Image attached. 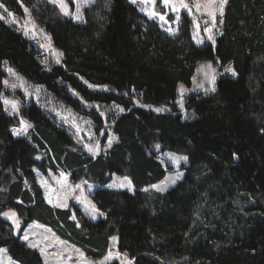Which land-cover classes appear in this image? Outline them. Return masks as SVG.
<instances>
[{"label":"trees","instance_id":"16d2710c","mask_svg":"<svg viewBox=\"0 0 264 264\" xmlns=\"http://www.w3.org/2000/svg\"><path fill=\"white\" fill-rule=\"evenodd\" d=\"M0 2L19 16L21 3L29 7L63 53L61 64L45 66L35 46L0 19V82L8 63L76 111L84 108L69 88L86 102L124 109L110 120L117 141L93 156L35 103L20 110L32 128L15 137L18 119L0 100V214L13 208L24 226H49L93 259L105 255L116 235L133 264H264V0H227L216 43L203 46L194 43L186 13L172 36L130 0H91L82 22L46 0ZM201 61L219 70L229 65L236 75H220L214 92L187 95L184 118L175 106L179 87H191ZM83 80L108 90H92ZM86 114L99 133L102 117ZM167 150L187 155L188 163L183 178L159 192L152 186L167 171L158 154ZM36 166L63 170L73 182L106 184L126 175L135 191L97 188L92 199L105 217L93 221L74 205L49 204ZM2 247L22 264H43L0 215Z\"/></svg>","mask_w":264,"mask_h":264},{"label":"rangeland","instance_id":"374dc122","mask_svg":"<svg viewBox=\"0 0 264 264\" xmlns=\"http://www.w3.org/2000/svg\"><path fill=\"white\" fill-rule=\"evenodd\" d=\"M46 1L55 4L61 11L59 3H53L52 0ZM130 1L132 2V0ZM200 2L203 3V0H200ZM63 3L67 6L68 14L66 16L71 17L76 22H82L84 20V9L91 3V0H63ZM185 3L189 5L191 11L188 9H179L178 11H173L171 5L165 6L163 4V0H155L154 5L152 3L145 4L143 3V0H136L134 4L138 6L140 12L143 15L157 22L159 27L167 34H169L168 29L171 28L173 31V34H171L172 36L178 33L179 25L182 22L183 13H186V15L192 21L193 29L191 30V34L194 43L198 46H203L206 42L213 43L212 40L209 39L210 35L213 37L216 43V36L220 32L221 16L219 12L217 11L215 23L213 24L212 18L209 17L205 11L196 10V0H185ZM219 3L220 0H215L213 7L218 8ZM0 4L2 3L0 2ZM21 4L24 10V14L22 16L16 15L14 12L9 11L5 6L4 8H0V16L4 17L2 20L13 27H16L35 46L39 52L41 61L45 66L61 64L63 61V53L53 46L50 35L36 23L31 9L23 3ZM78 6L79 12L77 11ZM5 8L7 11L4 10ZM25 9L28 10L27 13L25 12ZM150 11H156L157 13L164 15L167 23L161 21L158 16L150 18L148 15ZM9 12L12 13V16L8 15ZM62 13L64 14V12ZM177 17H179V20H177ZM13 19L16 22H13ZM205 28H210L211 32L204 31ZM197 40L202 42L197 43ZM207 63L211 62L201 61L198 63L197 68L202 64ZM212 66L216 70L215 85L220 75H232V72L226 71L227 68L233 69L229 65L223 67L222 70H219V67L214 66L213 64ZM9 69H11V72L8 71ZM4 70L6 71V76L0 82V100L5 108L6 113L8 115L16 116L18 119V124L11 127V131L15 137H25L32 128V123L20 114V110L25 105L35 103L39 105L48 115L52 116L59 125L65 127V129H67V131L74 138L76 144L81 146L83 150L90 155H99L103 149L112 147L117 141V136L112 130V121L110 120L113 115L124 112L120 111L121 108L123 109L121 105H117L115 103L102 104L99 102H86L75 90L69 88V92L82 103L84 108L81 111H76L73 107L67 106L57 101L50 93L47 92L44 85L29 82L24 76L15 71V69L8 63H4ZM194 76L196 77V81L194 82L192 79L191 87L183 86L185 91L182 95L179 87L178 98L175 101V106L182 113L184 118L189 117V112L185 108V98L187 95L197 92H212L210 90L207 92L205 91V89H210L212 85L204 80L203 75L198 74L197 71H195ZM5 81H7V85L5 84ZM83 81L89 87L91 85L90 89L92 90H108L107 86L95 85L85 80ZM201 82H203L204 86L197 87V84ZM13 85H15V87H13ZM4 100L14 102L16 104V110L12 109L11 103L5 104ZM135 105L141 106V102L135 100ZM144 107L153 111H155L154 109L157 108L164 109V111L161 112H170L171 110V107L167 105L144 104ZM89 110H95L103 119V127L99 133L96 131V122L94 119L90 115L86 114ZM102 113L103 115H101ZM21 121H26L31 125V127H28L26 131H20L21 129L25 128V125L22 124ZM104 138L105 141H103ZM110 139L111 144H109ZM85 145L88 147H85ZM88 148H91L92 151L90 152ZM169 153L173 154L175 158H170L168 155ZM158 157L166 167L167 172L165 178L153 186H161L163 182V185H166L165 191H167L183 178L185 172L182 168V165L188 163V157L185 154L176 153L169 150L159 153ZM182 157H187V160L182 159ZM34 172L38 183L41 185L44 191L47 202L49 199L52 201V203L48 202L49 204L63 209H72L74 205L80 209L85 217L93 221H97L100 218L105 217V213L96 207L92 199V195L97 188L102 187L110 190H125L129 192L135 191V185L133 184L131 178L126 175L114 174L109 182L106 184H99L87 181L85 179L73 182L71 180L70 174L63 170L53 171L48 169L47 172H44L40 170L38 166H36L34 167ZM61 173L64 174L63 177L61 176ZM64 177L67 179L64 180ZM124 177H128V180L131 181V187L127 186V182L123 180ZM58 181H63V183H58ZM122 183L125 186L121 187L120 185ZM76 185H80V187L77 188L75 187ZM153 186L152 188L158 191L156 187ZM144 190H147V187H145ZM76 197H81V199L78 200ZM85 201L91 202V204L95 205L98 211L93 214L92 209ZM65 203L67 204L66 207L56 206L57 204L63 205ZM10 210L16 213L15 219L19 221V227H17V225L13 222L12 218L6 217L4 215H2V217L10 223L14 233L19 235L21 240L24 241L29 248L39 254L43 264H81L82 260H87L89 264H102L109 251H111L113 255L107 261V264H133V260L131 258L119 251L117 247L118 236L116 235H114L117 237L115 242H113L110 238V245L105 255L99 259H93L86 255L82 247L78 246L72 241L62 238L53 230V228L37 221H32L24 226L23 219L13 208L6 209L2 213L9 212ZM100 213H103V215ZM92 215H95V219L92 218ZM73 217L76 219V215H73L72 218ZM26 235L27 239H25ZM77 250H79V252ZM80 252L84 253L83 257L79 255ZM0 264L22 263L13 259L10 256L8 249L2 247L0 248Z\"/></svg>","mask_w":264,"mask_h":264},{"label":"snow or ice","instance_id":"6c2138e0","mask_svg":"<svg viewBox=\"0 0 264 264\" xmlns=\"http://www.w3.org/2000/svg\"><path fill=\"white\" fill-rule=\"evenodd\" d=\"M52 2L53 3H59L61 11L64 12L65 15L68 14L67 6L63 3V0H52ZM132 2L135 3L136 0H132ZM108 3H110V0H108ZM143 3H145V4L152 3L154 5L155 4V0H143ZM214 3H215V0H203V3H201L200 0H196V4H195L196 10L197 11H201V10L205 11L207 13V15L212 18L213 24L215 23V17H216L217 11L219 12L221 17L223 16L224 4L227 3V0H220L218 8H214L213 7ZM163 4L165 6L171 5L173 11H178L179 9H188L189 11H191V9L189 8V5L187 3H185V0H163ZM105 6H107V4ZM0 8H4V5L0 4ZM4 10L7 11L6 8ZM27 11L28 10L25 9L26 13H27ZM77 11L79 12V6L77 7ZM8 15L12 16V13L9 12ZM148 15H149L150 18L158 16L161 21H164L165 23H167V21L165 19V16L160 14V13H157L156 11H150L148 13ZM3 18H4L3 16H0V19H3ZM177 20H179V17H177ZM13 22H16V21L13 19ZM206 23H207V21H206ZM221 23H222V21H221ZM204 31L211 32V29L210 28H205ZM168 32H169L170 35L173 34V31H172L171 28L168 29ZM25 34H27V33H25ZM209 39L212 40L213 44L215 43V41H214V39H213V37L211 35L209 36ZM201 42L202 41L197 40V43H201ZM8 71L11 72V69H9ZM196 71H197L198 74L203 75L204 80L212 85V87L210 89H205V91L207 92V91L210 90V91L214 92L216 90L215 89V79H216L215 73H216V70H215V68H213L212 64L211 63L202 64L200 67H198L196 69ZM226 71L232 72L233 76L236 75L235 71L233 69H231V68H227ZM193 81L194 82L196 81V77L195 76L193 77ZM5 84L7 85V81H5ZM203 86H204L203 82L197 84V87H203ZM13 87H15V85H13ZM90 87H91V85H90ZM184 91H185V89H184L183 85H181L180 86L181 95L183 94ZM4 103L5 104L11 103L12 109L16 110V104L14 102H10L8 100H4ZM154 110L156 112L164 111V109H161V108H157V109H154ZM120 111H124V109L121 108ZM101 115H103V113ZM21 123L25 125V128L21 129L20 131H26V129L28 127H31V125L28 124L26 121H21ZM17 134H19V133H17ZM109 144H111V139L109 140ZM85 147H88V146L85 145ZM156 147L159 148V145H156ZM88 150L90 152L92 151L91 148H88ZM168 155H169L170 158H175L174 155L171 154V153H169ZM182 159L187 160V157H182ZM61 176L63 177L64 174L61 173ZM66 179L67 178L64 177V180H66ZM123 180L127 182V186L131 187V181L128 180V177H124ZM58 183H63V181H58ZM173 183H174V181H173ZM120 186L123 187L125 185L122 183ZM75 187L79 188L80 185H76ZM153 187H156V189L158 191H161V192L166 190V185H163V182H162L161 186H153ZM81 196H82V194H81ZM76 199L80 200L81 197H76ZM48 202L52 203L51 199H49ZM85 202L92 209V213L93 214L98 211L96 209L95 205L91 204V202H88V201H85ZM56 206H64V207H66L67 204L66 203L63 204V205L57 204ZM100 214L103 215V213H100ZM0 215H4L6 217L12 218L13 222L17 225V227H19V221L15 219L16 218V213L14 211L10 210L9 212H5V213H2ZM74 218L75 217H73V219ZM92 218L95 219V215H92ZM25 239H27V235L25 236ZM111 239H112L113 242H115L117 240V237L113 236V237H111ZM77 251L79 252V250H77ZM79 255L81 257H83L84 253L80 252ZM112 255L113 254L111 253V251H109L108 255L105 257V259L102 262V264H107V261L112 257ZM69 259H70V257H69ZM81 264H89V262L87 260H82Z\"/></svg>","mask_w":264,"mask_h":264}]
</instances>
